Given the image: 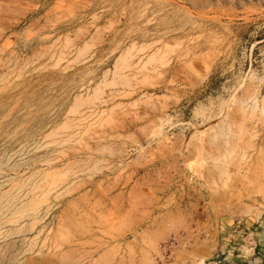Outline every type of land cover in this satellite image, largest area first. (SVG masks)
Here are the masks:
<instances>
[{
	"label": "rangeland",
	"instance_id": "rangeland-1",
	"mask_svg": "<svg viewBox=\"0 0 264 264\" xmlns=\"http://www.w3.org/2000/svg\"><path fill=\"white\" fill-rule=\"evenodd\" d=\"M0 264H264V0H0Z\"/></svg>",
	"mask_w": 264,
	"mask_h": 264
}]
</instances>
